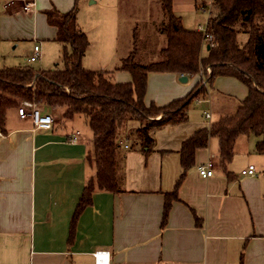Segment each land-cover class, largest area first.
Returning <instances> with one entry per match:
<instances>
[{
  "label": "crops",
  "instance_id": "0c3cea01",
  "mask_svg": "<svg viewBox=\"0 0 264 264\" xmlns=\"http://www.w3.org/2000/svg\"><path fill=\"white\" fill-rule=\"evenodd\" d=\"M75 1L77 23L88 38L82 66L106 71L112 82L130 81V73L119 68L132 47L119 44L118 0L113 5L91 0L90 8L82 6L83 0H0V67L62 68V44L46 10L65 12ZM28 2L33 3L31 11L23 10ZM199 3L181 4L190 13L200 10ZM182 12L175 15L183 25ZM194 24L195 29L197 21ZM35 44L41 55L31 61ZM180 76L149 72L145 103L162 106L182 98L202 78L200 73L185 81ZM205 86L207 99L196 98V103L207 102L208 110L194 117L187 109L185 121L155 129L148 154L130 147L128 135L140 123L127 121L118 135L116 154L120 190L94 191L91 203L76 218L83 187L95 174L87 159L92 138L88 122L77 115L65 119L58 107L38 104L54 121L49 129L35 128L15 107L8 109L6 133L0 132V264H264V170L259 172L263 168L249 158L256 153L257 138L248 139L252 135L235 139L226 165L230 177L220 163L217 136L196 149L194 164L177 187V198L161 226L165 192L173 189L181 172L182 142L234 113L248 93L243 83L229 76L216 77ZM76 131V140H69ZM240 156L246 161H238ZM207 160L213 164V175L203 178L197 167ZM249 164L255 166V174L242 175L241 169ZM96 250L107 251L109 262H95Z\"/></svg>",
  "mask_w": 264,
  "mask_h": 264
},
{
  "label": "trees",
  "instance_id": "16d2710c",
  "mask_svg": "<svg viewBox=\"0 0 264 264\" xmlns=\"http://www.w3.org/2000/svg\"><path fill=\"white\" fill-rule=\"evenodd\" d=\"M159 3L166 16L160 31L167 40L160 49L161 57L139 63L134 42L119 65L130 73L128 82H112L106 71L82 66L88 38L76 20V1L65 12L54 7L46 10L48 21L57 28L56 39L62 44V68H0L1 133H6L7 110L19 107L24 101L63 107L65 119L84 115L88 120L92 150L87 159L94 164L95 174L83 187L74 218L91 203L94 191L120 190L116 168L117 137L127 121L140 123L128 135L130 147H139L148 154L155 144V129L185 121L192 100L206 94L205 83H211L216 77H234L247 87L248 93L234 113L196 130L182 142L179 149L181 172L173 189L165 192L161 226L166 223L171 203L177 198V187L194 164L196 149L205 147L210 136L218 137L220 163L229 177L232 174L226 165L233 157L238 135L255 136L254 150L264 153V0H209L207 31L212 35V43L204 45L205 53H202L201 32L183 27L180 17L173 13L172 0H159ZM199 6L206 9L205 4ZM239 33L247 35L245 41H238ZM149 72L186 76L200 73L202 78L186 96L157 106L144 101Z\"/></svg>",
  "mask_w": 264,
  "mask_h": 264
},
{
  "label": "rangeland",
  "instance_id": "374dc122",
  "mask_svg": "<svg viewBox=\"0 0 264 264\" xmlns=\"http://www.w3.org/2000/svg\"><path fill=\"white\" fill-rule=\"evenodd\" d=\"M84 3L82 6L85 8H90L93 3H90L91 0H83ZM100 3V0H98ZM112 5L113 2L116 0H107ZM200 5L205 4L206 9L200 10L195 12L194 9H191L190 13L187 10H184L187 6L183 7L181 3H189L194 6L196 4V0H175L174 3V14L180 15L183 14L185 11V18L183 20V26L187 29H194L195 22L200 23L202 25H206L207 17H208V10L210 8L209 0H199ZM97 5V4H96ZM119 11H120V20L118 24V35H119V44L121 46H126L129 49L133 46L135 42L138 48L137 53V61L139 63H146L149 61L157 60L161 57L160 49L165 46L166 44V36L161 33L160 29L165 22V13L160 7L159 0H118ZM81 6V7H82ZM83 8V9H85ZM264 23V20H263ZM117 30V27H116ZM247 35L244 33H239L237 35V39L239 42L245 41ZM204 44V43H203ZM205 46L203 45L202 53L204 51ZM29 55V54H28ZM58 56V52L55 53V56ZM38 62L34 64L37 66ZM4 68V67H0ZM7 68V67H6ZM193 77V76H192ZM203 83V81H202ZM242 84V83H241ZM207 94H201L198 98H205L207 99ZM214 97V94H212ZM36 103V102H35ZM38 104V103H37ZM232 105H230L231 107ZM208 103L203 102L200 104L196 103V99L192 100L188 109L189 112L194 117H201V113L204 110H208ZM18 107H16L17 109ZM57 108V107H55ZM59 109L64 111L63 107H58ZM60 110V111H61ZM61 111V112H63ZM76 116V115H75ZM74 116V117H75ZM83 120L87 121V118L84 115H77ZM125 128V127H124ZM124 130V129H123ZM123 130H120L119 134H122ZM119 137H117L118 140ZM251 138H256L255 136H250L248 139L249 141ZM124 143H129L128 140H124ZM92 150V138L90 142V151ZM256 152V151H255ZM249 158H253L252 162L254 165L260 169L259 172L263 173L264 167L261 165L264 164V153H250ZM246 157V156H245ZM245 157H239L238 161L242 158L245 162ZM94 165V164H93Z\"/></svg>",
  "mask_w": 264,
  "mask_h": 264
},
{
  "label": "built area",
  "instance_id": "2783aa9c",
  "mask_svg": "<svg viewBox=\"0 0 264 264\" xmlns=\"http://www.w3.org/2000/svg\"><path fill=\"white\" fill-rule=\"evenodd\" d=\"M33 7V3H26L23 5V10L31 11ZM204 10L202 7H200ZM195 30L201 32L203 45L207 43H212V35L207 31V22L206 25H202L200 23L196 24ZM41 55L40 45L35 44L33 47V54L29 57V60L34 61ZM210 71V68H207V72ZM18 115L20 117H27L31 120L35 128H44L49 129L51 128L54 118L50 113L42 112L39 108L38 104L33 101H24L22 102L19 107L17 108ZM205 117L209 118L210 114L208 112H204ZM78 131L72 133L69 136V140H76L78 136ZM213 164L210 160L198 165L197 170L201 177L206 178L213 175ZM240 173L242 175H254L255 174V166L253 164H249L246 168L241 169ZM93 256L95 262L97 263H108L109 262V255L108 252L105 250H96L93 252Z\"/></svg>",
  "mask_w": 264,
  "mask_h": 264
},
{
  "label": "water",
  "instance_id": "95a60500",
  "mask_svg": "<svg viewBox=\"0 0 264 264\" xmlns=\"http://www.w3.org/2000/svg\"><path fill=\"white\" fill-rule=\"evenodd\" d=\"M180 79L185 81L187 79L186 75L181 74Z\"/></svg>",
  "mask_w": 264,
  "mask_h": 264
}]
</instances>
